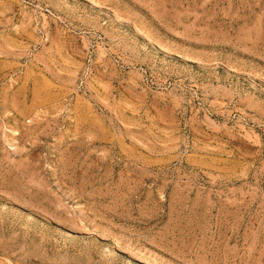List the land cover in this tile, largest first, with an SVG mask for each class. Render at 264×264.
Here are the masks:
<instances>
[{
  "label": "rangeland",
  "instance_id": "obj_1",
  "mask_svg": "<svg viewBox=\"0 0 264 264\" xmlns=\"http://www.w3.org/2000/svg\"><path fill=\"white\" fill-rule=\"evenodd\" d=\"M0 264H264V0H0Z\"/></svg>",
  "mask_w": 264,
  "mask_h": 264
}]
</instances>
